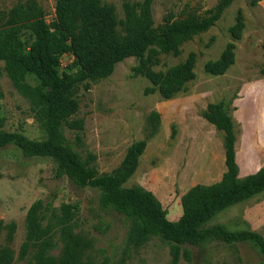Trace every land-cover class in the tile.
<instances>
[{"label": "rangeland", "instance_id": "1", "mask_svg": "<svg viewBox=\"0 0 264 264\" xmlns=\"http://www.w3.org/2000/svg\"><path fill=\"white\" fill-rule=\"evenodd\" d=\"M23 0H0V14ZM138 0H103L122 17V2ZM217 0H153L152 27L187 13L202 12ZM232 0L212 26L196 33L179 46L177 55L160 53L154 70H164L182 61L188 52L195 54L194 77L184 88L168 99L157 92L143 94L149 85L139 74L132 75L136 59L126 57L117 62L112 72L88 84H75L72 93L77 101L74 118H81L83 128L61 130L79 158L93 165L98 173H108L121 161L127 146L146 137L151 125L149 116L157 114L155 131L147 137L137 166L122 183L150 190L166 211L177 207L180 195L195 182L213 181L220 172L222 146L220 132L200 115L208 102H222L235 129V161L239 176L255 171L264 162V66L261 45L264 43V0ZM44 10V19L53 18L54 0H36ZM242 14L243 28L239 39L231 40L228 27L236 11ZM2 20H0V23ZM22 30V36H25ZM233 41V62L221 75L203 71L207 60L216 59L228 41ZM59 71H72V56L60 57ZM32 82L31 76L27 77ZM1 128L18 131L30 139L45 136L42 120L11 84L0 61ZM55 163L48 157L23 156L8 144L0 148V246L13 251V263L21 264L18 251L24 240V215L29 205L41 200L53 208L55 215L48 223L53 242L50 254L56 255L65 227L85 243L81 261L84 264H167L168 244L150 237L138 245L128 240L129 221L122 215L98 207L99 190L78 187L65 176L54 177ZM71 205L70 216L58 221L62 205ZM14 231L6 240V227ZM222 224L228 230L251 229L264 235V190L221 210L202 227ZM189 260L181 255L177 264H264L257 247L249 241L225 243L210 240L201 246L185 245Z\"/></svg>", "mask_w": 264, "mask_h": 264}, {"label": "trees", "instance_id": "2", "mask_svg": "<svg viewBox=\"0 0 264 264\" xmlns=\"http://www.w3.org/2000/svg\"><path fill=\"white\" fill-rule=\"evenodd\" d=\"M153 0L123 1L122 17L118 18L111 4L103 0H54L53 18L46 22L44 10L36 0L16 2L0 14V61L14 88L27 99L30 108L42 120L45 136L30 139L18 131L1 128L0 148L12 144L26 157H48L55 163L54 177H67L78 187L99 190L98 207L125 217L130 225L128 240L138 245L150 237L168 244L169 261L177 264L181 255L189 260L185 245L201 246L210 240L225 243L249 241L264 258V235L251 229L228 230L222 224L202 225L224 208L248 199L264 190V162L251 173L239 176L235 161V129L222 102H208L199 115L220 132L225 171L210 184H194L179 197L181 214L175 221L166 218V211L141 185L122 186L134 172L147 137L155 131L157 114L149 116L151 128L143 139L132 141L119 164L108 173H98L93 165L83 162L67 143L62 126L80 131L81 118H74L77 101L72 90L75 84L108 76L114 65L126 57L136 59L132 75H141L149 85L143 94L157 92L168 99L184 88L194 77V52L164 70H154L160 53L177 55L182 42L203 32L218 19L232 0H217L202 14L187 13L152 27ZM259 0H250L255 4ZM243 28L242 14L236 11L228 27L231 40L239 39ZM25 36H22V30ZM228 41L213 60L204 62L206 74L221 75L233 62V41ZM264 60V43L261 45ZM71 54L72 71H59V58ZM264 74V66L260 69ZM31 76L32 82L27 77ZM88 84L84 83V88ZM71 205H62L58 221L70 216ZM53 208L35 200L24 215V240L18 251L21 264H84L81 261L85 243L77 235L61 229V245L56 255L50 254L53 242L49 224L43 220L54 216ZM6 227V240L11 239L14 223ZM13 251L0 246V264H12ZM101 264H105L101 262Z\"/></svg>", "mask_w": 264, "mask_h": 264}, {"label": "crops", "instance_id": "3", "mask_svg": "<svg viewBox=\"0 0 264 264\" xmlns=\"http://www.w3.org/2000/svg\"><path fill=\"white\" fill-rule=\"evenodd\" d=\"M225 171V166H224V162H223V154H222V161H221V166H220V172H219V174L218 175H216V178L213 180V181H210V182H204V183H199V182H195L194 184H210V183H213V182H216V181H218L219 179H220V177H221V175H222V173ZM194 184H192V185H194ZM191 185V186H192ZM190 186V187H191ZM144 187V186H143ZM187 190V189H186ZM185 190V191H186ZM184 191V192H185ZM183 192V193H184ZM182 193V194H183ZM241 202V201H240ZM240 202H237V203H240ZM237 203H234V204H232V205H230V206H228V207H226V208H224V209H227V208H229V207H231V206H233V205H235V204H237ZM163 207V206H162ZM223 209V210H224ZM166 211V210H165ZM181 214V207H180V203H179V199H178V202H177V207L176 208H174V210H172L171 212H169V211H166V218L168 219V220H170V221H175L178 217H179V215Z\"/></svg>", "mask_w": 264, "mask_h": 264}, {"label": "built area", "instance_id": "4", "mask_svg": "<svg viewBox=\"0 0 264 264\" xmlns=\"http://www.w3.org/2000/svg\"><path fill=\"white\" fill-rule=\"evenodd\" d=\"M64 55V54H63ZM63 55H61V56H63ZM71 55V54H70ZM60 56V57H61ZM62 64V62H61V58H59V66Z\"/></svg>", "mask_w": 264, "mask_h": 264}, {"label": "water", "instance_id": "5", "mask_svg": "<svg viewBox=\"0 0 264 264\" xmlns=\"http://www.w3.org/2000/svg\"><path fill=\"white\" fill-rule=\"evenodd\" d=\"M258 168H259V167H258ZM258 168H257V169H258ZM257 169H256V170H257ZM256 170H255V171H256Z\"/></svg>", "mask_w": 264, "mask_h": 264}]
</instances>
